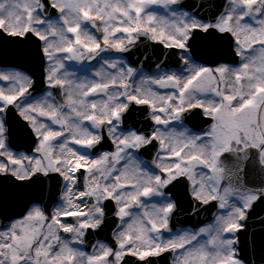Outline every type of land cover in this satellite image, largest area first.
<instances>
[{
    "label": "snow or ice",
    "instance_id": "1",
    "mask_svg": "<svg viewBox=\"0 0 264 264\" xmlns=\"http://www.w3.org/2000/svg\"><path fill=\"white\" fill-rule=\"evenodd\" d=\"M179 2L0 0V34L34 42L19 54L38 65L46 85L36 96L31 74L0 72V176L19 182L0 186V264H126L127 257L143 264L165 253L174 264H243L235 234L259 195L236 201L232 185L250 162L264 169V0H227L214 23L150 11ZM49 7L57 15L46 18ZM141 37L178 50L181 65L163 64L165 56L147 73L106 55L126 53ZM225 50L240 58L238 67L224 61ZM68 62L89 74L69 71ZM133 104L147 106L150 130L121 127L126 113L136 121ZM197 110L211 123L189 136L180 128ZM105 134L110 151L97 149ZM51 177L63 187L49 211L52 191L26 182ZM185 182L194 200L215 202L220 212L166 237L176 209L168 190ZM107 202L119 221L115 243L89 248L84 237L104 223Z\"/></svg>",
    "mask_w": 264,
    "mask_h": 264
},
{
    "label": "flooded vegetation",
    "instance_id": "2",
    "mask_svg": "<svg viewBox=\"0 0 264 264\" xmlns=\"http://www.w3.org/2000/svg\"><path fill=\"white\" fill-rule=\"evenodd\" d=\"M45 3L47 4V0H45ZM228 9V2L225 11ZM152 11V9H150ZM55 14V9H51L50 7L46 9L45 13H42V16L52 17ZM191 16L188 12L184 11L183 9L176 8L174 6H166L165 9H162V12L160 13L161 16H175V17H184V15ZM261 17H264V12H261ZM258 17V18H261ZM195 19V18H194ZM198 22V19H195ZM251 20V18H249ZM207 23V22H204ZM149 40L146 39V42L144 40V44ZM4 42V41H3ZM151 42V41H149ZM4 45V44H3ZM142 50L139 49L138 53H141ZM3 60L0 64V72H8V71H24L22 68L18 66V64H8L7 61V50L4 51ZM106 55H112V56H122L126 63L127 59L123 54L119 53H109ZM182 57V55H181ZM240 63V58H239ZM239 63L233 67H238ZM98 62L92 63L93 68L98 66ZM69 66V62H68ZM84 67H87L85 65ZM136 69H140L141 66L135 67ZM69 69V68H68ZM143 69V68H142ZM77 74L79 73L77 70H75ZM143 71L148 72L147 70L143 69ZM28 73V72H27ZM35 83L33 85V95L40 96L43 91L45 90L46 85H44V81L42 79L40 70L38 65L35 66V72L34 77ZM11 112H15L16 109H11ZM129 113H135L136 114V121H131L129 114L126 113L124 116L127 117V119H123V123L121 124V127H127L129 123L131 122L133 124V127L142 128V129H148L150 130V124L152 125V121L149 118H145L148 116L147 106H137L135 104L131 105L129 108ZM185 119L183 121V127L180 128L181 131L186 130V134L189 136H195L202 134L201 130H207L209 127L211 121H204L202 117L199 116L198 110L197 113L191 114V115H185ZM189 123L192 124V127L189 126ZM106 135V134H105ZM79 147V146H78ZM151 146H149L150 148ZM111 149V142H104L103 149L108 150ZM97 149H100L97 147ZM93 149V151L97 150ZM143 155V160L147 161L148 159H151L152 153L147 151L146 149L140 150ZM255 158V154H253ZM248 174H252L253 177L251 179L252 183H248ZM11 180H15L14 177L8 175V176H0V186H2L5 189L11 188V186L8 184L11 182ZM35 183L30 185V188L32 191H35L36 188H39L41 190H51L52 191V199L49 201L47 207L49 211L52 210V205H58L60 204V194L61 189L63 187L62 182H58L57 177H51V178H34ZM256 181V183H255ZM18 182V181H16ZM56 187H58V197L55 196V190ZM234 192L237 193L235 196V200L239 202H243L244 198L248 194H257L259 195V199H261L260 203L257 204V206L253 209H251L247 213V219L245 221H242L241 223L244 224V229L236 233L235 235L239 237V239H243L242 246L240 248V255H238L239 259L243 261V264H264V169H261L258 165V163H249L247 167L244 168L243 171H237L234 176V183L232 185ZM173 194V199L176 204V209L174 213L172 214L170 218V231L166 232L164 235L166 237L168 236H175L177 234L181 233H191L194 230L198 229L200 220L199 215V206L200 202L194 200L192 196L190 195V188L187 187L186 182L172 187L170 186L169 190ZM258 199V200H259ZM257 200V201H258ZM107 205H112L111 202H107ZM203 205V204H201ZM114 206V205H113ZM208 208L204 209L205 211L208 210L210 213V210L214 211V217L211 220V222L214 220V218L217 216V214L220 212L217 204L215 202L208 204ZM115 207V206H114ZM115 214V211H114ZM116 217V216H115ZM117 218V217H116ZM62 220H69L71 221V217H62ZM6 223L0 222V228H2L3 224ZM210 223V222H209ZM208 224V223H206ZM204 224V225H206ZM202 225V226H204ZM62 235H67L63 234ZM87 236L84 237L85 245L87 246ZM248 238L256 239L254 242L248 241ZM101 242H104L102 240H99ZM97 242V241H96ZM96 244V243H95ZM235 248L238 250V246L235 245ZM133 260H135L134 257H130ZM136 261V260H135ZM155 264H174V259L172 257L171 253H165L163 257L159 260L158 263Z\"/></svg>",
    "mask_w": 264,
    "mask_h": 264
},
{
    "label": "water",
    "instance_id": "3",
    "mask_svg": "<svg viewBox=\"0 0 264 264\" xmlns=\"http://www.w3.org/2000/svg\"><path fill=\"white\" fill-rule=\"evenodd\" d=\"M226 4H227V0H180L179 4L175 6L178 8H184L185 10L192 12L195 16L199 17L202 20L212 22L216 20V18L225 11ZM15 39L16 38H11V37H8L6 39V37L3 34H0V64L5 54L4 51L7 50L8 64L17 63L20 68L27 71L29 74H31L34 77L36 63L25 59L23 56L19 54L21 49L31 48L34 42L32 40H29L28 42H22L20 40L15 41ZM144 40H146V38L141 37L138 43L136 44V46L132 47L126 53H123L127 57V60L131 65L133 66L141 65L147 68V70L150 72V71H153L155 67L161 63L163 57L165 56H167V59L163 60V64L168 65L172 68H177L181 65V60L179 58L180 52H178V50H174V49L167 50V49H164L162 45L153 44L150 42L146 43L145 45ZM139 49L142 50L141 53H138ZM154 59L156 60L153 61ZM223 59L228 64L237 63V57L235 56V54L227 50H225ZM185 115H188V114H185ZM10 118L14 122L19 120V117H17L15 113L13 112H11ZM125 119H127L126 116H124V120ZM189 125L192 126L191 123H189ZM149 128H151V125ZM106 141L109 142V140L107 139L105 135V138L102 141L101 145H98L97 147H99L100 149H103L104 142ZM108 150L110 151L111 149L109 148ZM18 183L19 182L11 180V182H9L8 184L11 187H13L14 185ZM31 184L32 183L30 182H26L28 189L32 191V189L30 188ZM58 193H59L58 187H56V190H55L56 197H58ZM260 201L261 199L256 201L252 205L251 209L255 208L257 204L260 203ZM207 207L199 206L200 220L199 222H197V224L203 225L212 219L213 212L210 210V213H209L208 210L207 211L204 210ZM114 211H115V208L113 204L107 205V215L105 217V220L102 226L97 230L96 233H92L91 230H89L88 236H87V246L89 248L91 245H94L96 241L98 240H102L106 243L114 245L115 242L112 240V233L119 223L118 219L115 218ZM255 240L256 239L248 238L249 243L254 242ZM242 242H243V239H239V243L237 244L238 255H240L241 253L240 248L242 246ZM160 259L161 257L150 258L149 261L143 262V264H155V263H158ZM128 261H132L133 264H141L140 261H135L130 257L126 258V264H128Z\"/></svg>",
    "mask_w": 264,
    "mask_h": 264
},
{
    "label": "rangeland",
    "instance_id": "4",
    "mask_svg": "<svg viewBox=\"0 0 264 264\" xmlns=\"http://www.w3.org/2000/svg\"><path fill=\"white\" fill-rule=\"evenodd\" d=\"M166 7V6H165ZM165 7H160V6H152V12H154L155 14H157V15H160V13L162 12V9H165ZM167 17H170V16H167ZM172 17V16H171ZM184 19H187V20H189V21H191L192 19L191 18H189V16H187L186 14L184 15V17H183ZM100 65H98V66H96L97 68L99 67ZM96 67H94L93 68V71L95 70V68ZM68 68H69V71H75V70H77L79 73H78V75H85V74H89V73H85L83 70H82V68L81 67H79V66H77L75 63H73V62H69V66H68Z\"/></svg>",
    "mask_w": 264,
    "mask_h": 264
}]
</instances>
